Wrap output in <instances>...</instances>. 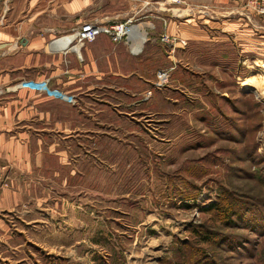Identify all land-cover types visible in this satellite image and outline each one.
I'll return each instance as SVG.
<instances>
[{
    "label": "rangeland",
    "instance_id": "1",
    "mask_svg": "<svg viewBox=\"0 0 264 264\" xmlns=\"http://www.w3.org/2000/svg\"><path fill=\"white\" fill-rule=\"evenodd\" d=\"M176 44L163 43L169 82L156 86L164 61L148 62L151 94L124 93L117 124L108 97L99 164L58 187L75 193L71 222L12 227L11 264H264V62L234 40Z\"/></svg>",
    "mask_w": 264,
    "mask_h": 264
},
{
    "label": "crops",
    "instance_id": "2",
    "mask_svg": "<svg viewBox=\"0 0 264 264\" xmlns=\"http://www.w3.org/2000/svg\"><path fill=\"white\" fill-rule=\"evenodd\" d=\"M135 1L109 0L110 7L107 0H0V164L8 178L0 190V264H11L12 227L71 222L65 199L75 193L58 187L89 181L98 159L91 149L106 143L108 97L116 101L109 119L117 124L124 93L144 96L153 83L148 62L164 61L156 71L176 67L163 33L180 41L188 35L234 40L249 64L264 62V16L248 14L245 0H183L178 8L164 2L142 8ZM133 15L141 21L131 41L101 33L73 47L68 39L86 21L108 24ZM24 79H48L74 101L17 87Z\"/></svg>",
    "mask_w": 264,
    "mask_h": 264
},
{
    "label": "built area",
    "instance_id": "3",
    "mask_svg": "<svg viewBox=\"0 0 264 264\" xmlns=\"http://www.w3.org/2000/svg\"><path fill=\"white\" fill-rule=\"evenodd\" d=\"M171 2L180 4L183 0H171ZM245 10L248 14L264 16V0H246ZM101 33L109 35L113 42H119L123 39L131 41L133 40L135 27L131 19L110 25L107 23H100L98 21H86L78 28L74 29L68 39L70 42H73V47L82 46L84 43L94 41V39ZM136 39L142 40V38ZM160 39L163 43L170 47L171 52L175 50L176 43L184 44V41L178 40L177 42L176 37H171L166 33H163ZM132 48H134V45ZM173 69L174 66L159 69L156 72L155 85L158 87L166 85L170 80L171 71ZM17 87L28 88L33 91L43 93L51 98L63 99L69 102L74 101L71 95H67L57 87L50 86L48 79H24L17 83ZM150 94V91H146L145 96L149 97ZM7 179L4 167L0 164V190L8 186Z\"/></svg>",
    "mask_w": 264,
    "mask_h": 264
},
{
    "label": "trees",
    "instance_id": "4",
    "mask_svg": "<svg viewBox=\"0 0 264 264\" xmlns=\"http://www.w3.org/2000/svg\"><path fill=\"white\" fill-rule=\"evenodd\" d=\"M221 208H222V207H219L220 210H222ZM231 212H232V211H230V214H231ZM228 214H229V213H228ZM228 218H229V217H228ZM230 221H231V220L228 219V222H230ZM206 238H207V237H206Z\"/></svg>",
    "mask_w": 264,
    "mask_h": 264
},
{
    "label": "bare ground",
    "instance_id": "5",
    "mask_svg": "<svg viewBox=\"0 0 264 264\" xmlns=\"http://www.w3.org/2000/svg\"><path fill=\"white\" fill-rule=\"evenodd\" d=\"M142 37H144L143 35H142ZM143 39V38H142ZM142 41V40H141ZM135 46L137 47L138 46V43L137 44H135ZM264 78V77H263ZM264 82V81H263ZM252 83V82H251Z\"/></svg>",
    "mask_w": 264,
    "mask_h": 264
}]
</instances>
